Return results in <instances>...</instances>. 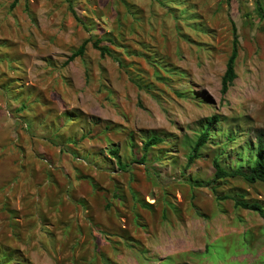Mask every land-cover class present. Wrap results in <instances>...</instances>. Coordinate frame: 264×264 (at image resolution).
<instances>
[{"label":"rangeland","instance_id":"rangeland-1","mask_svg":"<svg viewBox=\"0 0 264 264\" xmlns=\"http://www.w3.org/2000/svg\"><path fill=\"white\" fill-rule=\"evenodd\" d=\"M14 2L0 0V264H264V219L235 206H264V185H207L216 157L240 165L264 131L256 0Z\"/></svg>","mask_w":264,"mask_h":264},{"label":"trees","instance_id":"trees-1","mask_svg":"<svg viewBox=\"0 0 264 264\" xmlns=\"http://www.w3.org/2000/svg\"><path fill=\"white\" fill-rule=\"evenodd\" d=\"M16 1L14 4H16ZM257 4V12L260 17L264 19V8L260 3V0H256ZM232 29H233V48L231 55L228 59L225 73L222 77V94H226L230 88V86L234 83L237 78L236 72V62L239 56V36L238 30L235 22L232 21ZM102 39H96L93 43L95 48L99 49L102 54H110V49L107 46H101ZM87 41H85L69 58V61L74 60L78 56H83L86 51ZM219 116H213L211 120H209L204 127V130L199 134L196 142L191 145L192 151L189 154L188 163L191 164L195 159L200 157L202 148L206 146L209 141V138L212 134V127L214 126V122L219 121ZM164 139L159 135H152L149 137L143 144L144 154L141 156L140 161L145 163L148 158V152L154 148L157 144L162 143ZM248 151L246 159L244 158L243 163L240 165L227 169L222 166L221 161L218 157L213 160V165L215 168L214 178L211 181L207 182V185L214 184L219 180L227 179V178H243L249 183L261 182L264 185V131H260L257 133L255 143H250L248 147ZM110 154L116 159L118 167L126 170L129 168L128 165L124 162L122 155L120 154V148H112L110 149ZM134 162L139 161L137 158L132 159ZM199 186H203L202 183H198ZM223 198H233L230 195H226ZM235 206L242 207L244 209L253 210L258 212L262 218L264 219V206L258 202H248L242 199L235 198Z\"/></svg>","mask_w":264,"mask_h":264}]
</instances>
